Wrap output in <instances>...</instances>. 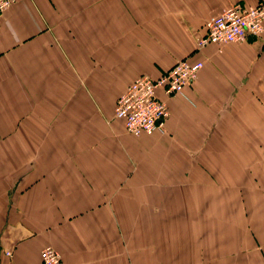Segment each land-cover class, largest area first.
Masks as SVG:
<instances>
[{
  "label": "crops",
  "instance_id": "obj_1",
  "mask_svg": "<svg viewBox=\"0 0 264 264\" xmlns=\"http://www.w3.org/2000/svg\"><path fill=\"white\" fill-rule=\"evenodd\" d=\"M264 0H13L0 13V264H264V23L195 50ZM203 62L158 95L162 130L113 117L138 75ZM9 252L6 255L5 252Z\"/></svg>",
  "mask_w": 264,
  "mask_h": 264
},
{
  "label": "built area",
  "instance_id": "obj_2",
  "mask_svg": "<svg viewBox=\"0 0 264 264\" xmlns=\"http://www.w3.org/2000/svg\"><path fill=\"white\" fill-rule=\"evenodd\" d=\"M13 0H0V13L8 8ZM264 3L246 7L233 3L204 23V33L194 40L195 50L207 44L221 46L243 42L247 36H260L263 32ZM203 62L186 58L176 61L157 77L136 76L116 98L113 117L119 120L124 131L134 137L150 135L162 130L168 116L165 96L181 94L197 76ZM264 168V157L261 160ZM9 255V252H5ZM40 264H62L59 253L49 245L40 250Z\"/></svg>",
  "mask_w": 264,
  "mask_h": 264
}]
</instances>
